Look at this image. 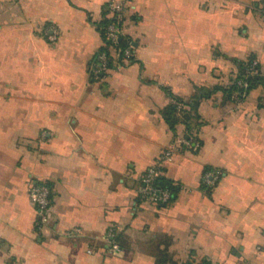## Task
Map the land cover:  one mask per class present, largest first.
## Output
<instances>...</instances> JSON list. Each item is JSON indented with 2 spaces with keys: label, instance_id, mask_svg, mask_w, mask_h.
<instances>
[{
  "label": "crops",
  "instance_id": "crops-1",
  "mask_svg": "<svg viewBox=\"0 0 264 264\" xmlns=\"http://www.w3.org/2000/svg\"><path fill=\"white\" fill-rule=\"evenodd\" d=\"M110 1L0 0V264H264V86L224 92L240 62L264 73V0H130L133 54L97 75ZM173 97L201 99L191 128ZM178 138L202 145L161 163L156 205L139 178Z\"/></svg>",
  "mask_w": 264,
  "mask_h": 264
},
{
  "label": "built area",
  "instance_id": "built-area-1",
  "mask_svg": "<svg viewBox=\"0 0 264 264\" xmlns=\"http://www.w3.org/2000/svg\"><path fill=\"white\" fill-rule=\"evenodd\" d=\"M129 2L130 0H111L107 4L108 15L112 21L106 28L105 42L110 43V47L116 52L115 46L121 39L126 38L129 41V44L123 50L116 52V55L122 56L123 60H129L133 54V45L130 44L131 40L126 37L124 30V19ZM52 31L53 32L48 36V39L51 42H55L58 39L57 32L55 30ZM110 60L111 58L105 52L99 53L93 62L95 74L98 75L102 70L109 68ZM258 64L259 61L254 59L251 65L252 73L255 72ZM246 79L247 78L239 79L236 82V86L240 91L238 90L233 99L237 104L241 103L248 96L250 82ZM181 107L182 106H179V108ZM194 142V139L178 138L171 146L167 147L159 159L139 178V185L137 188L138 195L143 199L150 200L156 205L169 204L174 196L172 190L161 187L157 184V179L160 178L162 174L161 163L169 159L172 154L178 150L180 145L198 148V143L193 145ZM212 176L213 175L210 172H206L204 176L205 184L211 186L214 183ZM29 196L32 203L36 206L38 213L43 217L46 216L52 205V191L50 186L45 183H33L29 188ZM76 231L79 230L77 229ZM116 236V230L110 229L107 234V239L109 240L113 249L118 248Z\"/></svg>",
  "mask_w": 264,
  "mask_h": 264
},
{
  "label": "trees",
  "instance_id": "trees-1",
  "mask_svg": "<svg viewBox=\"0 0 264 264\" xmlns=\"http://www.w3.org/2000/svg\"><path fill=\"white\" fill-rule=\"evenodd\" d=\"M108 13V10H107ZM106 13V14H107ZM112 19L110 17H106L104 21L100 24V31L104 40V47L101 50L100 53L105 52L110 58L109 66H112L114 63V56L116 55V52L119 50H123L128 44L129 41L126 38L121 39L118 44L115 46V50L110 47V43L105 42L106 39V28L110 24ZM132 45V42L130 43ZM120 60H122V56H118ZM256 59L255 57H251L246 61L240 62L238 64V72L236 73L232 84L224 89L225 94H227L228 98L231 99L234 102V95L238 92V87L236 86V82L239 79H245L250 82V87H249V92L251 89H253L257 85H263L264 86V73L261 70L260 63L257 65L255 72L252 73L251 70V65L253 60ZM252 73V74H250ZM240 91V90H239ZM201 99L199 100H194V101H184L178 97H173L172 102L167 105L165 110L163 111V117L167 124L170 126V128L175 131L176 126L178 123H183L185 124L188 128H191L192 124L195 123V121L199 120V114H198V106L200 103ZM179 106H182L179 108ZM188 107V108H187ZM194 143H198L199 147H201L202 142L194 138ZM208 171V170H207ZM157 184L160 185L161 187L169 188L172 190L173 194H175L176 191V186L174 185L173 182L165 179V178H158L157 179Z\"/></svg>",
  "mask_w": 264,
  "mask_h": 264
}]
</instances>
